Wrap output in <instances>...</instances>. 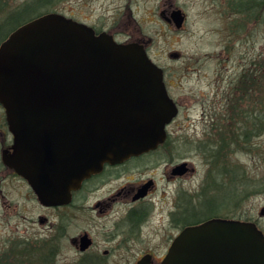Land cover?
I'll return each instance as SVG.
<instances>
[{
    "label": "water",
    "instance_id": "obj_1",
    "mask_svg": "<svg viewBox=\"0 0 264 264\" xmlns=\"http://www.w3.org/2000/svg\"><path fill=\"white\" fill-rule=\"evenodd\" d=\"M172 18L179 28L180 12ZM0 105L13 136L2 162L46 206L103 164L158 147L177 114L142 44L55 12L0 43ZM160 264H264V235L252 222L214 218L184 228Z\"/></svg>",
    "mask_w": 264,
    "mask_h": 264
},
{
    "label": "rangeland",
    "instance_id": "obj_2",
    "mask_svg": "<svg viewBox=\"0 0 264 264\" xmlns=\"http://www.w3.org/2000/svg\"><path fill=\"white\" fill-rule=\"evenodd\" d=\"M45 1L50 2L0 0V23L11 11L26 5L27 10L20 11L18 21L55 12L89 27L114 32L117 40L132 35L146 43L149 57L164 70L165 83L172 95L177 97L181 92L189 95L190 105L182 107L178 117L166 128L169 143L164 147L181 149L192 162L195 171L188 183L197 186L208 173L215 185L212 195L216 206L217 203H231L226 209L216 211V215L257 220L261 216L260 209L264 208V131L254 133L258 123L264 121V12L263 38L248 32L245 48L248 57H258L259 66L258 71L254 67L251 72L254 79H258V86L246 94L247 85L241 87L238 82L241 67L235 60L239 52L234 40L226 34L227 15L219 0H214L215 6L213 0ZM175 6L183 9L186 15L180 30L173 20L169 25L165 19L169 9ZM231 18L232 24L236 19L233 15ZM8 23L4 29L12 25ZM226 36V42H232L228 56L220 55ZM225 57L228 59L223 60ZM250 111L262 116L253 117ZM195 149L200 151L196 153ZM207 156H212L210 165L205 161ZM221 171L227 173L224 179ZM5 175L0 164V194L4 197H0V257L17 255L27 246L29 249H24L20 259L29 258V264H44L47 258L43 255L48 251L36 242L44 227L36 218L45 213L28 200L27 191L20 182L3 181L7 179ZM216 187L220 188L216 190ZM15 257L9 258L10 263L22 264Z\"/></svg>",
    "mask_w": 264,
    "mask_h": 264
},
{
    "label": "flooded vegetation",
    "instance_id": "obj_3",
    "mask_svg": "<svg viewBox=\"0 0 264 264\" xmlns=\"http://www.w3.org/2000/svg\"><path fill=\"white\" fill-rule=\"evenodd\" d=\"M213 3L215 6L214 0ZM219 4L227 15L226 34L234 40L239 52L235 61L241 67L238 82L242 87L246 84L247 72H253L254 67L258 71V57H248L245 46L248 32L263 38V0H219ZM174 11H179L182 17L177 28L180 30L186 20L183 9L171 7L165 19L171 25ZM231 15L236 19L232 24L229 22ZM91 28L96 35L106 33L118 43L136 41L146 50V43L132 35L117 40L114 32ZM226 41L227 36L222 41L220 55H229L232 42ZM162 73L167 95L177 108L176 118L182 107L190 105L189 95L181 92L174 97L165 83L163 69ZM166 134L165 141L155 149L131 156L121 163L103 164L99 172L91 174L77 189L71 190L65 201L46 206L38 202L24 178L2 162L3 154L12 153L13 136L0 106V164L7 176L2 180L20 182L27 191L28 200L45 213L36 218V222L44 227L42 236L36 241L48 251L43 255L47 258L44 264H137L142 260H145L144 264H160L184 228L214 218L230 219L216 215V211L226 209L231 203H217L216 206L212 195L215 185L208 173L199 185L188 183L193 179L194 165L181 149L164 147L169 143L167 129ZM195 150L196 153L200 151ZM207 157L205 161L210 165L212 156ZM219 173L223 179L227 176L225 171ZM0 197L4 198L1 194ZM260 215L254 224L264 235V208L260 209ZM10 219L13 218L10 216Z\"/></svg>",
    "mask_w": 264,
    "mask_h": 264
},
{
    "label": "trees",
    "instance_id": "obj_4",
    "mask_svg": "<svg viewBox=\"0 0 264 264\" xmlns=\"http://www.w3.org/2000/svg\"><path fill=\"white\" fill-rule=\"evenodd\" d=\"M40 1V0H38ZM42 1V0H41ZM44 3L45 2H50V1H45L43 0ZM20 7L16 8L15 10L11 11L9 14H7V16L5 17L4 21L0 23V42H3L7 36L15 29L17 28L18 26L22 25L23 23L35 18V17H38L42 14H38V15H35L33 18L29 19V20H24V19H21L20 21H18V16L19 14L21 13L20 11H25L27 10V7L26 5L24 7H22L21 9H19ZM263 12H264V1H263ZM22 14V13H21ZM8 22H12V25L9 26L7 29H4L6 28L10 23ZM7 25V26H5ZM257 72V71H256ZM255 72V73H256ZM252 73L251 72H247V76H246V94H250L251 90L252 89H255L257 86H258V79H254V77L251 75ZM232 107V106H230ZM250 114L253 115V117H261L262 114H260L259 112H255V111H250L249 112ZM252 115H248V116H252ZM258 124H260L259 126H257V129L256 131H254V133L256 134H260L261 132L264 131V121H260ZM246 135H248L246 133ZM24 249H29L27 248V246H24L23 249H20L22 251H19L21 253H17V255H14L15 253H11L9 256H7L6 254H3L1 257H0V264H11L10 261H9V258L12 257V256H16L15 259L16 261H20L22 262V264H25L26 263H30L29 262V258L27 260H25L23 258V260H21L20 258L22 257V253L24 252ZM35 252H36V249H34ZM33 252V251H32ZM31 255V254H30ZM26 256H28V254H26ZM39 260H43V258L39 257Z\"/></svg>",
    "mask_w": 264,
    "mask_h": 264
}]
</instances>
